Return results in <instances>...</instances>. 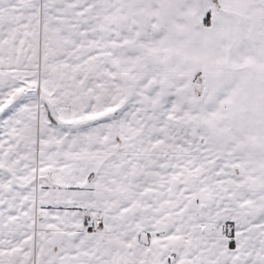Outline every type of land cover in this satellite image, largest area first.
<instances>
[{
  "label": "snow or ice",
  "instance_id": "1",
  "mask_svg": "<svg viewBox=\"0 0 264 264\" xmlns=\"http://www.w3.org/2000/svg\"><path fill=\"white\" fill-rule=\"evenodd\" d=\"M0 264H264V0H0Z\"/></svg>",
  "mask_w": 264,
  "mask_h": 264
}]
</instances>
